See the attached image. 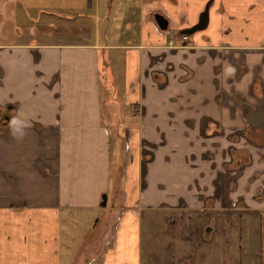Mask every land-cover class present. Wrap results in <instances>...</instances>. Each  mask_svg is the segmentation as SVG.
Returning a JSON list of instances; mask_svg holds the SVG:
<instances>
[{"label": "crops", "instance_id": "1", "mask_svg": "<svg viewBox=\"0 0 264 264\" xmlns=\"http://www.w3.org/2000/svg\"><path fill=\"white\" fill-rule=\"evenodd\" d=\"M138 2L167 18L168 37L186 34L189 45L169 47L154 32L137 44L101 42L99 31L86 37L87 17L76 15L91 0H0V264H85L81 249L92 237L95 264H160L165 229L178 242L193 233L220 245L204 262L183 264H262L264 127L247 125L245 114L260 106L264 125V0ZM99 62L119 71L104 100ZM14 116L31 123L22 140L10 133ZM123 134L111 241L100 247L99 230L89 229L76 251L71 227L93 226L111 145ZM236 199L229 216L226 200ZM153 213L164 236L155 262L142 259Z\"/></svg>", "mask_w": 264, "mask_h": 264}, {"label": "rangeland", "instance_id": "2", "mask_svg": "<svg viewBox=\"0 0 264 264\" xmlns=\"http://www.w3.org/2000/svg\"><path fill=\"white\" fill-rule=\"evenodd\" d=\"M96 4H93L94 0H91V3L87 5V7L84 10L77 11L76 18L79 20L80 18L87 17V26L85 27L87 30V33H85L86 37H91L95 32L99 31L100 34V41L101 42H114V43H127V44H137L139 43L141 34L143 33L148 35L149 33L156 34L158 38L163 39L162 36L158 35V31L160 28L157 25L156 21L153 18L154 12H159L156 10H146L143 11V8H141L140 3L138 0H98V7L97 0ZM161 13V12H159ZM73 14V13H68ZM85 15V16H84ZM164 16V15H163ZM165 17V16H164ZM73 17L68 16L67 22H70ZM166 18V17H165ZM167 19V18H166ZM151 22V25H149ZM143 24H148L150 27V30H143ZM69 26L72 24H68ZM157 29V30H156ZM166 29H168V20L166 24ZM154 32V33H153ZM173 35V34H172ZM147 37V36H146ZM168 37V36H167ZM157 38V41L160 42V40ZM169 38V37H168ZM119 57V56H118ZM119 71H112L110 69L107 70L105 66L99 62V78H100V95L101 99H105V93L106 88H111V81L113 80L110 78L112 75L118 74ZM120 89L118 87L117 92L115 93L118 95L120 93ZM111 131H114L112 128H110ZM119 133L121 132V129H117ZM118 139H120V143L118 141V145L112 143L111 145V151L112 156L110 158V168H109V182L107 184V187L105 190H103L99 194V200L97 201L96 206L92 209L91 213V220H92V227H89L88 224L83 223L81 220H75V224L71 227L73 231L75 232V238L73 241V247L77 251L80 242L81 232H87L89 229V236H93L96 234V232L99 230L100 232V247L104 244L108 245L111 241V231L114 228L115 225V217L121 210V204L117 202V204L110 206V198H111V185L114 181V178L118 177V175L121 173V162L124 156H126L127 149L126 145L124 144L125 141V134L122 136H119ZM122 140V141H121ZM153 145V144H152ZM150 151L148 158L152 155L153 149L148 145L147 142L143 143V156H146L147 152ZM145 161V158H143V163ZM235 166V164H232L230 162L228 164V167ZM238 171L240 167H237ZM232 177V175H230ZM121 180V177H120ZM116 191L114 196L118 198L119 195L122 194V192ZM102 194L105 195V201L106 204H101V196ZM229 209H232L231 211L227 210L229 213V216H236L237 212L233 209L237 206L241 205V201L237 200L234 202H231L227 200ZM236 206V207H235ZM110 207V208H109ZM155 217L151 219L153 222L152 226H143V234L148 233L145 236V243L146 246L144 248L143 257H149L153 262L157 260L159 257V252L156 250V244L163 238L161 235V231L158 234V218H160L159 214L153 213ZM96 219V220H95ZM234 222V218L230 217L228 226L231 225V223ZM146 224L145 221L143 225ZM167 233L168 238L166 241H164L163 254L160 255L161 263L164 264H183L187 261H190L191 259H197L199 263L204 262L207 254L210 252V249L212 246H209L208 243H204L201 239H195V234L191 233L190 235L187 234V238L183 240L177 241V233L173 230L165 229V234ZM221 236L217 231H215V236ZM79 236V237H78ZM261 236H262V242H261V250H260V256H261V262L264 264V219H262V228H261ZM105 241V243H104ZM89 244L83 245L82 249L83 253L90 256H87L89 258H85L84 263L85 264H95L98 261V258L95 255H93V251H95L98 248L96 239L94 237L87 240ZM92 243V245L90 244ZM217 247L220 245L217 244ZM214 247L212 248H216ZM189 247V253H185V255L178 254L182 251V249H185L187 251ZM75 251V252H76ZM97 253V252H96ZM74 252H71L70 257H74ZM86 257V256H85ZM94 257V258H91ZM141 259V260H142ZM159 264V263H157Z\"/></svg>", "mask_w": 264, "mask_h": 264}, {"label": "clouds", "instance_id": "3", "mask_svg": "<svg viewBox=\"0 0 264 264\" xmlns=\"http://www.w3.org/2000/svg\"><path fill=\"white\" fill-rule=\"evenodd\" d=\"M225 71L228 76H233L236 72V69L229 65ZM9 127L11 135L17 140H22L24 136L27 135L26 130L31 128V123L22 117L14 116L9 121Z\"/></svg>", "mask_w": 264, "mask_h": 264}, {"label": "flooded vegetation", "instance_id": "4", "mask_svg": "<svg viewBox=\"0 0 264 264\" xmlns=\"http://www.w3.org/2000/svg\"><path fill=\"white\" fill-rule=\"evenodd\" d=\"M167 20V19H166ZM160 30H163L164 31V36H163V39H165V42L167 40V35H166V28L165 29H161ZM185 35V39H181V40H178L177 42L179 43V46H176V47H173V48H177V47H182V46H186V45H189L186 41H187V36L186 34ZM181 36V35H180ZM179 36V37H180ZM176 37V36H175ZM167 45V44H166ZM168 46V45H167ZM171 47V46H169ZM243 106L247 105V104H242ZM248 107V106H246ZM257 107V108H256ZM260 111V114L258 113ZM262 109L260 108V106H255V107H248L247 108V112H246V121H247V125L250 124V125H256V126H260V127H264L263 124H260L259 122H261L263 120V115H262ZM259 121V122H258ZM245 131V129H244ZM227 202V200H226Z\"/></svg>", "mask_w": 264, "mask_h": 264}, {"label": "water", "instance_id": "5", "mask_svg": "<svg viewBox=\"0 0 264 264\" xmlns=\"http://www.w3.org/2000/svg\"><path fill=\"white\" fill-rule=\"evenodd\" d=\"M205 14H206V9L201 12V15H200V23L196 26V28L203 26V22H204V19H205ZM153 18L156 21V23L159 26V28H161V29H165L166 28L167 20H166V18L161 13L154 12L153 13ZM258 113L260 114V111ZM100 203L101 204H104L105 203V195L104 194H102V196H101Z\"/></svg>", "mask_w": 264, "mask_h": 264}, {"label": "built area", "instance_id": "6", "mask_svg": "<svg viewBox=\"0 0 264 264\" xmlns=\"http://www.w3.org/2000/svg\"><path fill=\"white\" fill-rule=\"evenodd\" d=\"M157 30V29H156ZM158 31V35L160 36H164V31L163 30H157ZM181 39H185V35L182 34L180 37H175L174 35L170 36L169 38H167L166 40V44L168 46H171V47H176V46H179V43L177 42L178 40H181Z\"/></svg>", "mask_w": 264, "mask_h": 264}]
</instances>
